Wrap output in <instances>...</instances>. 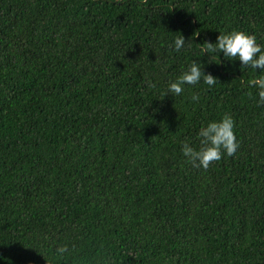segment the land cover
Here are the masks:
<instances>
[{"label": "trees", "instance_id": "obj_1", "mask_svg": "<svg viewBox=\"0 0 264 264\" xmlns=\"http://www.w3.org/2000/svg\"><path fill=\"white\" fill-rule=\"evenodd\" d=\"M234 29L264 46V0H0V264H264V70L201 51Z\"/></svg>", "mask_w": 264, "mask_h": 264}, {"label": "clouds", "instance_id": "obj_2", "mask_svg": "<svg viewBox=\"0 0 264 264\" xmlns=\"http://www.w3.org/2000/svg\"><path fill=\"white\" fill-rule=\"evenodd\" d=\"M206 47L202 52L219 51L229 61L240 62L239 67L249 66L252 69L264 70V50L257 42L255 35L241 30H231L228 32H218L215 42L205 41ZM185 45V38L182 34L175 37L172 46L175 50H180ZM218 78L211 73L203 71V64L196 60L191 61L187 69L178 77L170 81L167 86L169 94L180 95L184 90V85H195L203 82L209 87L217 82ZM249 83L257 88V103H264V75L254 77ZM193 101L198 97L193 95ZM199 146L184 142L181 152L187 161L194 166L207 168L210 162L220 160L223 155L232 156L239 147V140L234 133V121L230 115H224L220 120L207 122L197 131ZM56 251L63 253L66 251L64 246H58Z\"/></svg>", "mask_w": 264, "mask_h": 264}]
</instances>
